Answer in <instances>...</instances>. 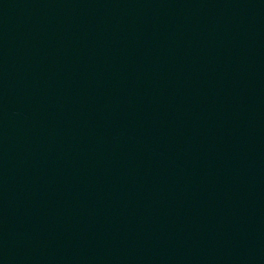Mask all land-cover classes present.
Listing matches in <instances>:
<instances>
[{
	"label": "water",
	"instance_id": "obj_1",
	"mask_svg": "<svg viewBox=\"0 0 264 264\" xmlns=\"http://www.w3.org/2000/svg\"><path fill=\"white\" fill-rule=\"evenodd\" d=\"M0 264H264V0H0Z\"/></svg>",
	"mask_w": 264,
	"mask_h": 264
}]
</instances>
